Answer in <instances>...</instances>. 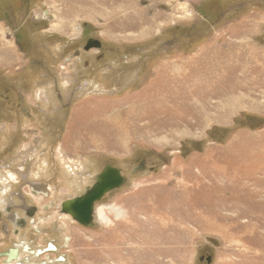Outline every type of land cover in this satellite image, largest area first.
Instances as JSON below:
<instances>
[{"label": "rangeland", "instance_id": "rangeland-1", "mask_svg": "<svg viewBox=\"0 0 264 264\" xmlns=\"http://www.w3.org/2000/svg\"><path fill=\"white\" fill-rule=\"evenodd\" d=\"M106 164L127 178L106 220L36 244L72 264H264V0H0L2 180L42 211Z\"/></svg>", "mask_w": 264, "mask_h": 264}, {"label": "flooded vegetation", "instance_id": "flooded-vegetation-1", "mask_svg": "<svg viewBox=\"0 0 264 264\" xmlns=\"http://www.w3.org/2000/svg\"><path fill=\"white\" fill-rule=\"evenodd\" d=\"M140 164H143L141 165L142 168H138ZM145 167V160L141 159L134 167V172L138 170H144ZM118 169L120 170V174L125 177L126 181L127 178L122 169ZM2 179H4L3 174L0 175V199L1 197L3 198L0 200V264H72L66 257V254L61 253L60 247L55 241L47 240L44 245H41L36 244L35 239H42L48 234V230L51 229L57 231V233H60L63 240L67 243L70 238L68 236V240L66 241L64 236L67 235L65 234V231L68 230L70 226H75L79 229L96 228L98 226L95 219L96 208L98 206V202L102 199L106 192L93 203L87 224H82L68 212L67 209H70L71 207H66L64 203L82 195L93 185L95 180H93L90 184L85 185L80 191L75 192L77 194L74 193L63 196L59 200L57 208H53L57 203L45 200L46 203L43 206L42 211H40L41 206L36 202L29 201L22 195L13 191V181H3ZM30 184L32 187V192L37 193L39 188L34 187L32 183ZM25 185H27V183ZM114 189L118 188H113L108 190V192ZM105 199L106 197L103 199V201ZM51 208L52 210H50ZM53 210L59 212L58 216L68 226L67 229L63 230L61 227L58 229V225L55 220H47ZM17 253L18 257L16 256ZM39 255L41 258L40 260L38 257ZM34 256L38 258L34 259ZM207 256L203 257V259L206 261L209 260L206 258Z\"/></svg>", "mask_w": 264, "mask_h": 264}, {"label": "water", "instance_id": "water-1", "mask_svg": "<svg viewBox=\"0 0 264 264\" xmlns=\"http://www.w3.org/2000/svg\"><path fill=\"white\" fill-rule=\"evenodd\" d=\"M99 41L89 39L84 49L98 47ZM78 53V50L75 51ZM140 164L138 168H142ZM125 182V177L120 174V170L110 164H106L102 170L96 175L93 185L87 189L82 195L68 200L64 203L68 212L82 224H87L91 207L105 192L115 187L121 186Z\"/></svg>", "mask_w": 264, "mask_h": 264}, {"label": "bare ground", "instance_id": "bare-ground-1", "mask_svg": "<svg viewBox=\"0 0 264 264\" xmlns=\"http://www.w3.org/2000/svg\"><path fill=\"white\" fill-rule=\"evenodd\" d=\"M78 53H79V51H78ZM124 183H125V182H124ZM124 183H123V184H124ZM123 184H122V185H123ZM122 185H121V186H122ZM119 187H120V186L115 187V188H119ZM4 189H5V188H4ZM1 190H2V188H1ZM107 192H108V191H107ZM107 192H106V193H107ZM0 193H1V192H0ZM3 195H4V194H3ZM104 195H105V194H104ZM1 199H3V198L1 197ZM1 199H0V200H1ZM48 205H50V204H48ZM0 207H1V206H0ZM102 214H103V213H102V210L99 209V210L97 211V214H96V217L98 218L99 221H104V220H106V217L103 216ZM39 219H40V218H39ZM70 219H71V218H70ZM71 221H73V220H71ZM39 222H40V221H39ZM40 223H41V222H40ZM33 226H34V225H33ZM37 228H38V226H37ZM19 239H20V238H19ZM66 240H68V239H66ZM19 243H20V242H19ZM19 251H20V250H19ZM19 253H20V252H19ZM31 254H32V253H31ZM14 255H15V254H14ZM14 255H13V256H14ZM16 256L18 257V253L16 254ZM41 256H43V255H41ZM38 257H39V260H40V259H41V258H40V255H39ZM38 257L34 256L33 258H34V259H35V258L37 259ZM22 258H23V257H22ZM10 260H11V259H10ZM27 260H28V259H27ZM23 261H24V260H23ZM46 261H47V260H46ZM24 262H25V261H24ZM8 263H9V262H8ZM13 263H14V262H13ZM32 263H33V262H32Z\"/></svg>", "mask_w": 264, "mask_h": 264}]
</instances>
